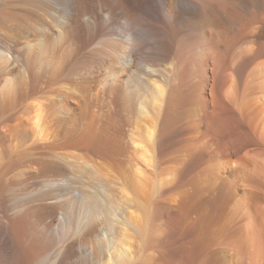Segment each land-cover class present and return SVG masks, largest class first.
<instances>
[{
    "label": "bare ground",
    "instance_id": "1",
    "mask_svg": "<svg viewBox=\"0 0 264 264\" xmlns=\"http://www.w3.org/2000/svg\"><path fill=\"white\" fill-rule=\"evenodd\" d=\"M251 1L237 20L236 0H0L1 110L15 121L0 130V257L127 264L143 173L167 162L173 186L199 181L220 205L202 207L217 213L206 241L202 231L193 242L206 259L151 264H222L221 240L264 247L250 213L255 205L264 220V175H245L264 156V79L248 71L258 58L264 69V14ZM128 161L131 192L119 185ZM228 171L247 182L225 180ZM241 185L245 202H234ZM156 203L151 219L172 212ZM191 218L190 232L202 225Z\"/></svg>",
    "mask_w": 264,
    "mask_h": 264
},
{
    "label": "rangeland",
    "instance_id": "2",
    "mask_svg": "<svg viewBox=\"0 0 264 264\" xmlns=\"http://www.w3.org/2000/svg\"><path fill=\"white\" fill-rule=\"evenodd\" d=\"M250 1L251 0H236V4H237L236 10L237 11H235L236 14H234L235 15L234 17H236L237 20L241 19V16L244 15V14L243 15H241V14L245 13L247 9L248 10H249V8L252 9V7L250 5H248L250 3ZM251 3H254V5H256V8L259 10L258 11L256 9L259 12V13L257 12V15L261 14V13H262V15L264 14V0H252ZM248 6H250V7H248ZM244 8L245 9L247 8L245 10V12H240V11H242L241 9H244ZM248 10H247V12H248ZM247 12H246V15H247ZM220 19H222V18L221 17L219 18V21H221V23H222L223 20H220ZM254 25H256V24L254 23ZM242 41H244L245 43ZM242 41L239 43V45L235 46L234 52H236V51L238 52L241 50L245 51L243 49L248 48L250 46L249 45V39H248V42H247V39L242 40ZM234 52H233V56L236 54ZM262 60H263V58L256 59L250 65L249 70H248L249 74L261 75L263 77V78H261V80L264 79V76H263L264 75V69H262L260 67V62ZM7 95L8 94H3L2 87H0V130L1 131H3L6 128L5 126L7 124H12L15 122V121L10 120V118L8 117V113H6L5 110H3V109L1 110V108H3V106L5 105ZM33 101L34 102L36 101V103H39L41 101L40 104L44 103V100L42 98L39 99V97H36ZM131 163L132 162L128 161L125 164L124 168H122L124 174H121L122 178H121V182L119 183V185H121V183H124L127 180V182H129L127 184L128 185L127 190H129V192H131V189L133 186V183L131 180H132V177L134 176L133 175L134 169L132 170V166H131L132 164ZM147 168H148V170L145 169V171L143 173L146 178L143 177V180L141 182L142 184L139 188V198H140L142 205L139 209H137V208H135L136 206L132 203L133 205L131 207L132 219L133 220L135 219L136 221L135 220L134 221L136 223L138 221L137 224H139V226L141 224L140 227H141L142 232L140 235L139 234L137 235L133 226L127 225V232L129 234V235H127V240L129 242H131V244H132V247H131L132 258H130V260H128L129 263L127 262V264H151V262L156 263V261L159 262L161 260L162 261H164V260L165 261H167V260L168 261H174L177 259L186 260V259H188V257H190V258L192 257V258L196 259L197 261L198 260L202 261V260L206 259L207 258L206 256H208L207 253L198 255L197 253H195V250L193 248L196 246V244L198 245V244L206 241V239L208 238L209 229L211 227H213L212 216L214 215L217 218V215H216L217 213H215V211H211V214L205 218L203 209H208L209 207L215 208V207L219 206L220 205L219 200L216 203L215 198L213 200H212V198L209 199L210 197L207 194L203 193L202 191H199L200 188H204V187H201L200 184L197 185V183H200L199 181H197V183H195V181H193V182L189 181L191 183H189L187 181L186 184L181 183L184 187L181 184L177 185L178 188L176 187V185L173 186V184H174L173 180H174V177L176 178L175 175H176V169H177V165L175 162H169V163L167 162L165 165H162V167H160V166H157V167L148 166ZM229 172L230 171L225 173L226 174L225 180H228L231 182L232 181L239 182L240 184H242L243 182H247L246 177L250 178V179H254L256 177L259 178L262 175H264V156L259 158L258 160L254 161V162L249 163V166L246 168V174H245L246 177H245V175L242 176L243 178L240 176L237 177L235 172H230V173ZM129 178H131V179L129 180ZM171 183H173V184H171ZM171 185L174 187V189ZM165 188L168 190H166ZM235 191L236 192H235L234 202H237L238 199H239L238 200L239 202H243V201L245 202V198L243 197L244 193H245L243 186L241 185L239 187H235ZM191 196H193V197H191ZM171 197H172V199H171ZM203 197H205V198H203ZM207 197H209V198H207ZM202 198L205 199L206 201L203 200ZM153 200H154V202L156 201L157 202L156 204H158L160 207H161V205H165V206L168 205V207L171 206L170 210H172V212H176V213H172L170 211L169 212L170 214L168 213V215H162V216L160 215V213H156V214H154V218H153L154 220L151 219V216H153V215H150L151 210L153 211V208H151ZM159 200H161V201H159ZM208 200H210V204L206 205V203H209ZM211 200L213 202H215L216 204L214 205L213 203H211L212 202ZM164 201H165V203H164ZM169 201H170V203H169ZM211 204H212V206H210ZM240 205H242V203H240ZM203 206L204 207L209 206V207L202 209ZM145 207H146V210H145ZM201 209H202L201 215L203 214L202 216L205 218L202 221L200 220V218H203L202 216L200 217V210ZM190 211H191V213H190ZM225 211L226 212L224 213L222 221L229 220L231 218V216L233 218V216L236 215V213L233 211V209H232V211H230L231 213H229V212L227 213V210H225ZM181 212H183V213H181ZM198 212H199V214H198ZM153 213L154 212H152V214ZM178 213L182 217L179 216ZM232 213H234V214H232ZM250 213H251V220L258 224L257 225L258 228L262 227L264 229V220H263L262 210L258 209L255 205H252V207H250ZM194 214H195V216H194ZM228 214H229V216H228ZM145 215L147 218H145ZM197 215L199 216L198 219H196ZM136 216H138V218ZM163 216H164V218H163ZM191 216H192L191 220L195 218V220L200 222V225L202 222L201 227L198 225L200 228L198 226H197L198 229L196 228L197 232H198V230H200L201 233H196V229H194L193 231L191 230L192 232H190V230L187 231L188 228L191 229V225L187 226V223H188V225H189V223L191 224V222H190ZM225 216H226V218H225ZM179 217H181V218H179ZM139 218H141V219H139ZM187 220L189 222H187ZM220 220H221V216H220ZM141 221H142V223H141ZM205 221H207L206 222L207 224L205 223ZM152 225H153V231H152L153 240L150 241V238H149L150 235L149 234L151 232L149 231L150 230L149 228L152 227ZM205 225H206V228H205ZM202 231H203V233L205 231H207V232H205L203 235ZM188 233L190 236H188ZM200 234H201V237L203 235V237L205 238V239L203 238L204 241L202 240L201 237H200V239L198 238L199 236H197V235H200ZM193 236L194 237L197 236L196 238H198V239L193 238ZM193 242H194V244L196 242L195 246H194ZM220 242L222 244L220 243L219 246H216L217 249H219L217 254H216V258L220 261V263H222V264H259L260 263V259H261V256L263 254V251H264V247L262 245H260L259 249L254 254V252L252 253L253 248L249 247V248H247V251H245L244 248L240 247V245H238L235 242H233V243L231 242L232 244L229 243V245L226 242H225L226 244L223 243L224 241L222 242V240ZM10 250L12 252H10V254L8 256H5L6 258L3 256L0 257V264H18V262H19L18 252L15 251L16 249H10ZM250 252L252 255L253 254L254 255L250 256Z\"/></svg>",
    "mask_w": 264,
    "mask_h": 264
}]
</instances>
